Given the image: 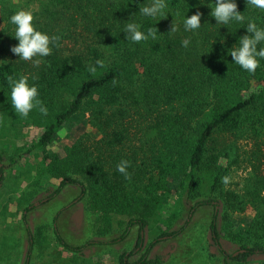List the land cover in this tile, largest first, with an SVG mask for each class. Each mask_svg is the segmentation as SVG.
<instances>
[{
	"label": "trees",
	"instance_id": "16d2710c",
	"mask_svg": "<svg viewBox=\"0 0 264 264\" xmlns=\"http://www.w3.org/2000/svg\"><path fill=\"white\" fill-rule=\"evenodd\" d=\"M234 2L246 17L243 24H218L210 15L215 0H167L155 18L139 11L152 0H0V123L10 118L42 129L32 146L42 155L35 179L61 180L50 198L75 184L101 224L111 228L115 214L130 219L111 243L125 240L135 223L145 228L175 192L197 200L191 215L201 206L216 208L211 229L224 264H254L253 257L264 256V59L248 72L230 55L241 37L253 35L247 19L264 27V10L248 7L247 0ZM21 9L33 12L38 30L58 37L48 56L33 58L39 65L11 51L18 40L9 17ZM196 12L200 28L186 31L183 18ZM131 21L144 31L153 27L156 38L128 40L124 29ZM19 75L37 86L41 101L27 116L11 105L7 77ZM81 112L91 114L99 131L111 133L96 156L74 146L62 157L46 153ZM242 141L248 150H241ZM121 161L128 162L127 175L117 169ZM241 163L251 169L246 190H227L223 178ZM249 210L254 213L248 224L229 223L228 215ZM183 229L163 231L139 260L130 262L134 252L126 253L120 264H165L162 256L149 255L151 248ZM222 235L238 250L227 254Z\"/></svg>",
	"mask_w": 264,
	"mask_h": 264
},
{
	"label": "rangeland",
	"instance_id": "374dc122",
	"mask_svg": "<svg viewBox=\"0 0 264 264\" xmlns=\"http://www.w3.org/2000/svg\"><path fill=\"white\" fill-rule=\"evenodd\" d=\"M92 124L90 113L76 114L59 131L46 153L62 157L67 148L74 146L96 156L105 134L107 139L111 133L107 129L104 134ZM41 133L39 127L24 123L15 125L10 118L0 123V203L11 204L10 211L14 212L0 219V234L6 237L4 244L0 245V264H120L121 256L132 252L129 261L134 262L163 231L182 227L183 231L176 238L161 240L151 248L149 255L162 256L165 264H224L211 229L216 208L201 206L191 215V208L197 200L175 192L164 204L161 214L154 216L145 228L135 223L125 240L111 243L127 229L130 221L127 216L115 214L113 226L109 228L99 222L100 214L88 207L82 187L67 185L61 194L50 198L61 180L47 176L35 179L42 155L32 146ZM239 144L241 150L249 149L246 142ZM30 148L31 152L28 151ZM45 162L48 163L49 159L46 158ZM250 173L246 163L233 165L224 187L236 192L246 190ZM253 213L249 210L230 214L229 223L237 221L246 225ZM222 223L221 214L220 229ZM63 241L82 250L70 251ZM220 242L227 254L239 248L223 235ZM252 262L262 264L264 256H255Z\"/></svg>",
	"mask_w": 264,
	"mask_h": 264
},
{
	"label": "clouds",
	"instance_id": "9594fccd",
	"mask_svg": "<svg viewBox=\"0 0 264 264\" xmlns=\"http://www.w3.org/2000/svg\"><path fill=\"white\" fill-rule=\"evenodd\" d=\"M247 5L250 8L264 10V0H247ZM167 8V0H152L148 6H144L139 11L143 16L155 18L163 15ZM237 5L234 0H215L211 7L210 15L215 18L218 24L228 25L230 22H238L243 24L246 17L236 10ZM200 13L185 16L183 24L186 31L196 30L200 28ZM34 19L33 12L28 10H18L10 17V23L15 26L14 38L18 40V44L11 48V51L18 54L19 60H32L33 64L39 65L40 59H33L34 57H46L50 54V43L55 44L58 37H50L48 34L38 30L32 23ZM247 31L253 35H245L240 38L238 46L233 47L230 55L233 57L234 63L239 65L242 69L248 72H254L259 66L260 59H264V46L257 51V45L264 43V27L259 26L254 20L247 19ZM124 31L128 33L127 39L132 42L147 41L149 38L155 39L157 32L153 27H149L146 31L141 29V25L135 21L128 22L125 25ZM172 31H175L173 26ZM189 41L184 40L182 44L186 47ZM97 63H101L97 61ZM88 71L95 73V67H89ZM35 76L32 77L35 80ZM8 84L11 92V105L16 113L20 116H27L29 111L40 106L41 101L38 99V89L34 83H29L28 76H8ZM39 110L46 114L47 110L40 107ZM127 161H121L117 165L118 171L125 173ZM227 182V177L223 178Z\"/></svg>",
	"mask_w": 264,
	"mask_h": 264
},
{
	"label": "crops",
	"instance_id": "0c3cea01",
	"mask_svg": "<svg viewBox=\"0 0 264 264\" xmlns=\"http://www.w3.org/2000/svg\"><path fill=\"white\" fill-rule=\"evenodd\" d=\"M11 204H5V202L3 204L0 203V219L3 218V217H6L10 214H14L13 211H10L11 209L9 208ZM21 206V205H20ZM25 212H29L28 209H25ZM26 214V213H25ZM3 237L1 234H0V238ZM4 238V237H3ZM1 238L0 239V245H3L4 244V241L6 239V237L3 239Z\"/></svg>",
	"mask_w": 264,
	"mask_h": 264
}]
</instances>
